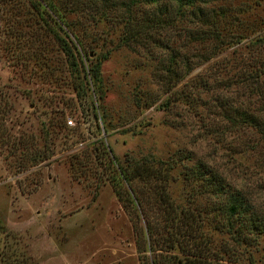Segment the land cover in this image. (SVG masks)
I'll use <instances>...</instances> for the list:
<instances>
[{"label":"rangeland","instance_id":"374dc122","mask_svg":"<svg viewBox=\"0 0 264 264\" xmlns=\"http://www.w3.org/2000/svg\"><path fill=\"white\" fill-rule=\"evenodd\" d=\"M26 2L6 0L3 16L0 9V264H151L164 252L159 236L153 248L139 240L141 231L136 241L108 178L110 156L121 169L141 158L156 169L115 186L141 197L161 235L155 213L166 192L178 209L236 192L264 214V0H197L212 9L208 29L234 33L215 53L210 37L204 43L185 32L187 6L183 16L175 7L156 11L160 24L139 28L154 5L142 3L131 11L137 30L126 42L112 13L85 22L79 42L60 24L76 65L41 35L46 29ZM102 54L93 80L89 66ZM244 70L258 73L250 91L236 77ZM197 167L216 173L221 192L199 191L190 176ZM136 223L146 237L144 218ZM243 236L238 245L216 234L240 249L233 261H219L264 264V230Z\"/></svg>","mask_w":264,"mask_h":264},{"label":"trees","instance_id":"16d2710c","mask_svg":"<svg viewBox=\"0 0 264 264\" xmlns=\"http://www.w3.org/2000/svg\"><path fill=\"white\" fill-rule=\"evenodd\" d=\"M200 1L204 2L205 0ZM26 3L28 6L26 12L33 11L39 24L46 29L45 31L42 30L41 35L51 36L56 40L70 65H76L75 57L68 42L70 40L67 39L68 41H66L58 32L61 25L70 26L75 39L79 42V38L87 37L84 28L85 22L98 20L107 13H112L123 22L122 26L126 29L123 42H126L132 33L136 34L135 30H137L131 28V11L138 8L142 3L154 5H152L153 8L151 10H144L147 14L142 18V23H137L139 28H145L148 24L153 26L154 22L159 25L161 16L158 13H161L162 9L175 7L178 16H183V7L187 6L186 16L191 20L192 27L185 28V32L188 31V34L192 36L190 37L191 39L194 38L204 43L208 42V37H210V39L214 40L212 43V48H215L213 53L223 48L221 45L225 44L234 35V33H227L226 35L223 27H218L219 25L215 24L213 28L208 29V25L213 22L212 17L214 18V16L211 17L210 13L212 9L205 4L197 5V0H27ZM5 4L6 0H0L2 16L7 11ZM118 9H121V12ZM14 18H18V14L14 13ZM201 25L204 27H201ZM23 36V32L19 33V43L23 40ZM105 57L106 54L95 57L97 60L90 64L88 70L93 80L97 79L99 63ZM185 61L188 60L186 59ZM255 74L258 75L254 70H244L236 77H239L241 81L247 82V87L251 88L249 89L250 91L255 87H251L248 83H251V79ZM80 90L77 89L76 92ZM99 96L102 95L99 94ZM227 105H225V111L227 110ZM235 110L237 111L238 109L235 108ZM237 112L242 113V117H255L247 108H241V111ZM249 120L252 121V118H249ZM99 142L101 143L102 141L99 140ZM100 148L104 147L101 146ZM102 151L104 152V149ZM112 157H107V162L105 163L109 166L107 168L110 173L108 178L122 207L130 212L132 225L136 230V241H138L137 234L141 231L139 240L142 242L146 240L145 246L151 247L152 243L156 242V239L159 240L158 236L161 238L160 242L163 243L161 248H163L162 251L164 252L157 253V257L148 258L151 264H225L219 261V256H223L227 261H233L237 258L240 249L235 251L226 247L225 244L216 240V234H226L231 243L235 242L239 245L241 240L244 239L243 234L246 230L249 232L264 230V214L256 213L251 205L247 203L246 198L239 196L236 192L230 193L229 196L225 195V197L211 196L202 204L194 203L195 201L193 200L194 202H190L185 207L178 209L177 205H174L169 200L165 191L166 193L160 194L157 203V209L160 211L155 213V218L158 219L160 217L159 223L163 232V235H161L160 227L158 229L154 228L148 222L151 218L144 211V203L141 197L137 194L132 197L129 191L120 183L119 187L115 186L119 180L127 181L130 184L133 178L146 175L155 176L156 169L149 171L143 158L133 161L129 168L121 169L119 164H115L116 162L112 160ZM191 172L190 176L197 182L200 192L203 193L205 190L212 195L219 193V191L221 192L220 187L222 185L217 186L218 182L217 184L214 183L215 179L218 180V178L211 169L197 167ZM204 181L211 182V187L206 188L207 185H203ZM141 217L145 221L146 237L142 234L143 230L136 223ZM214 241L217 243V246L215 245L217 255L210 248L211 245L214 247ZM157 248L155 247V249ZM211 256L216 259H212Z\"/></svg>","mask_w":264,"mask_h":264}]
</instances>
